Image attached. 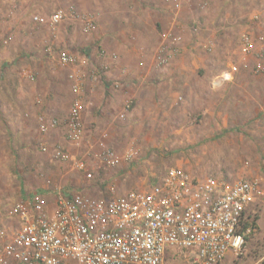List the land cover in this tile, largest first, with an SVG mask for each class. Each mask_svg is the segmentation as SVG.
<instances>
[{
    "label": "rangeland",
    "instance_id": "obj_1",
    "mask_svg": "<svg viewBox=\"0 0 264 264\" xmlns=\"http://www.w3.org/2000/svg\"><path fill=\"white\" fill-rule=\"evenodd\" d=\"M162 31L180 50L157 65ZM246 31L264 34V0H0V254L20 227L10 211L28 194L50 206L58 191L109 198L148 188L170 166L197 178L258 176L264 73L241 67L212 85L240 63ZM60 52L76 65L58 62ZM73 68L85 75L78 141L67 128ZM260 211L249 212L256 227L242 254L222 264H251L264 252Z\"/></svg>",
    "mask_w": 264,
    "mask_h": 264
},
{
    "label": "built area",
    "instance_id": "obj_2",
    "mask_svg": "<svg viewBox=\"0 0 264 264\" xmlns=\"http://www.w3.org/2000/svg\"><path fill=\"white\" fill-rule=\"evenodd\" d=\"M61 18L57 11L49 21ZM34 19L46 21L38 15ZM160 39L157 65L168 63L180 50L173 32L162 31ZM239 42L240 63L229 62L215 76L213 86L232 81L241 67L264 73V34L246 31ZM203 46L212 50L207 43ZM58 62L77 63L69 52H60ZM78 70L73 68L68 75L76 96L67 121L72 141L82 135L80 94L85 75ZM76 167L86 170L83 160L76 161ZM262 195L264 158L259 175L251 179L197 178L170 166L148 188L114 197L58 191L52 206L43 195L24 197L10 211L20 227L4 246L0 264H222L230 254L238 257L244 251L245 236L255 230L246 224L251 222L249 208ZM251 264H264V252Z\"/></svg>",
    "mask_w": 264,
    "mask_h": 264
},
{
    "label": "crops",
    "instance_id": "obj_3",
    "mask_svg": "<svg viewBox=\"0 0 264 264\" xmlns=\"http://www.w3.org/2000/svg\"><path fill=\"white\" fill-rule=\"evenodd\" d=\"M241 71H243V70H241V68H240V70L238 71V73H240ZM237 73V74H238ZM236 74V75H237ZM235 77H237V76H235ZM223 82H231V81H222V83ZM264 158V152L262 153V159ZM261 207V211H260V214H259V217H258V219L256 220V223H257V226L259 227V229H260V233L262 232V227L264 226V195H262V196H260L259 198H257L256 200H255V202L254 203H252L251 205H250V208H249V210H252V209H257V207ZM231 255V254H230ZM229 255V256H230ZM254 261V260H253ZM252 261V262H253Z\"/></svg>",
    "mask_w": 264,
    "mask_h": 264
},
{
    "label": "trees",
    "instance_id": "obj_4",
    "mask_svg": "<svg viewBox=\"0 0 264 264\" xmlns=\"http://www.w3.org/2000/svg\"><path fill=\"white\" fill-rule=\"evenodd\" d=\"M32 195H30V194H28V195H25L24 197H31ZM246 224H250V225H253L254 227H256L255 226V220L253 219V220H251V222H246Z\"/></svg>",
    "mask_w": 264,
    "mask_h": 264
}]
</instances>
